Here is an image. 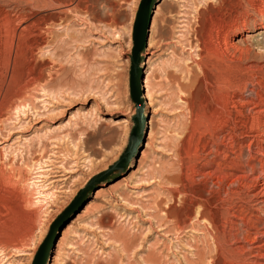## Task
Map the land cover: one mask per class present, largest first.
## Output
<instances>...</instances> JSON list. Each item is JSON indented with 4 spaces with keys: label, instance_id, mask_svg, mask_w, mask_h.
<instances>
[{
    "label": "rangeland",
    "instance_id": "374dc122",
    "mask_svg": "<svg viewBox=\"0 0 264 264\" xmlns=\"http://www.w3.org/2000/svg\"><path fill=\"white\" fill-rule=\"evenodd\" d=\"M220 2L157 0L140 61L145 70L143 138L129 164L98 183L69 212L89 180L118 161L129 143L136 114L129 91L132 26L140 0H86L76 13L63 14L58 9L45 14L54 33L37 56L39 68L30 69L33 64H28L24 78L23 72L12 73L13 80L8 79L0 92V165L14 172L19 191L30 201L27 211L33 235L31 249L0 254V264H32L60 218L58 239L47 264L196 261V248L206 246L203 231L182 229L172 208L180 174L177 150L187 124L178 86L188 84L197 71L195 30L203 20L199 13ZM221 12L229 21L238 16ZM263 35L264 28L248 32L255 43ZM256 58L235 63L241 69L239 86L248 82L260 86L256 89L264 100V60ZM25 83L31 85L20 98L26 105L24 112L9 113L6 104ZM250 149L248 141H238L234 151L241 158L227 172L241 176L245 170L241 166L248 162L258 171L264 157L254 146ZM260 174L259 170L256 176ZM32 181H40L37 184L43 186L47 200L39 202ZM247 198L233 199L235 207L225 221V243L244 254L249 264H264V214L256 210L258 199L249 203Z\"/></svg>",
    "mask_w": 264,
    "mask_h": 264
},
{
    "label": "bare ground",
    "instance_id": "6f19581e",
    "mask_svg": "<svg viewBox=\"0 0 264 264\" xmlns=\"http://www.w3.org/2000/svg\"><path fill=\"white\" fill-rule=\"evenodd\" d=\"M86 4V0H0V92L8 79L13 80L9 78L13 77L12 73L23 72L24 78L28 64H33L28 66L30 69L39 68L35 63L37 56L50 44L54 33V25L45 14L58 9L63 14H72ZM219 4H210L199 13L203 20L195 30L197 71L192 72L188 84L178 86L187 124L177 150L180 174L178 189L173 191L175 206L172 208L182 221V229L203 231L206 246L203 250L196 248V261L192 264H249L251 261L244 254L227 247L225 221L234 205L233 199L242 196H248L249 203L258 199L256 210L264 214V161H260L259 176H256L257 168L249 162L241 166L242 171L245 169L241 176L227 171L241 158V153L237 155L234 151L238 141H248L249 151L254 146L264 157V100L261 90L256 89L260 86L249 82L239 86L241 69L235 64L249 61L253 56L264 60V35L256 43L248 36L250 30L264 28V0H221ZM221 11L236 12L238 16L225 20ZM28 85L31 84L19 86L21 89L14 94L15 98L8 101L9 113L11 110L24 112L25 104L22 105L20 98L25 97L23 92ZM229 153L235 155L234 159L229 158ZM14 178L12 170L0 165L2 257L11 252H27L33 237L31 214L27 211L30 201L19 191ZM250 179L251 184H247ZM37 183L40 181H32L30 185L36 190L39 202H44L48 197L41 191L43 186ZM198 183L201 186L194 187ZM253 191L257 193L251 194Z\"/></svg>",
    "mask_w": 264,
    "mask_h": 264
},
{
    "label": "water",
    "instance_id": "95a60500",
    "mask_svg": "<svg viewBox=\"0 0 264 264\" xmlns=\"http://www.w3.org/2000/svg\"><path fill=\"white\" fill-rule=\"evenodd\" d=\"M156 4L157 0H140L132 26V51L130 56L129 91L130 97L136 106V114L132 117L133 128L131 131L129 143L124 152L119 157L118 161L108 167V169H106L105 171L98 173L89 180L86 187L78 193L76 199L71 205V209H69L68 212L73 210L76 206L79 205V203L82 202L83 197L86 196V193L89 189L91 191L95 190V187L98 183L112 177V174L118 169L125 168L134 156L137 144L143 138L145 117L142 112L144 107L142 94L144 93L145 70L144 67H140V55L147 46L150 24ZM132 136L135 137V141H132ZM61 219L62 218H60L51 226L48 235L39 246L32 264H47V262L49 261L54 244L58 239V227L60 225Z\"/></svg>",
    "mask_w": 264,
    "mask_h": 264
}]
</instances>
